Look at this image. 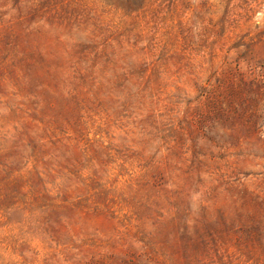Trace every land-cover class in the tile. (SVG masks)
Here are the masks:
<instances>
[{
	"label": "rangeland",
	"instance_id": "obj_1",
	"mask_svg": "<svg viewBox=\"0 0 264 264\" xmlns=\"http://www.w3.org/2000/svg\"><path fill=\"white\" fill-rule=\"evenodd\" d=\"M0 264H264V0H0Z\"/></svg>",
	"mask_w": 264,
	"mask_h": 264
}]
</instances>
